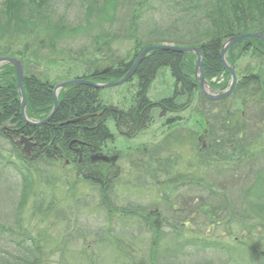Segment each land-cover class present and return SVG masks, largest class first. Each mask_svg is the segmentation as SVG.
<instances>
[{
    "label": "trees",
    "instance_id": "trees-1",
    "mask_svg": "<svg viewBox=\"0 0 264 264\" xmlns=\"http://www.w3.org/2000/svg\"><path fill=\"white\" fill-rule=\"evenodd\" d=\"M57 1L62 3L64 0ZM75 1H79L81 11L86 14L85 23L82 22L81 25L69 21L65 14L56 11V8L52 7L54 0H0V57L11 56L22 62L26 71L22 85L31 119H43L52 111L54 87L51 84V72L59 63L65 62L64 54L69 51L71 42L82 36H88L89 41L75 49L80 53L77 60L79 65L70 70L65 69L67 75H76L83 70L87 74L90 72L81 66V56L92 61L94 65L92 76L89 75L88 78L90 80L105 82L124 77L131 73L137 58L147 47L157 46L169 40L176 46H195L201 49L206 80L211 85L221 87L213 80L224 78L225 83L230 80L221 58L223 44L243 34H264V0H65L62 7L69 8L70 5H75ZM115 46L116 52H111ZM120 46H128L129 49L123 53L118 49ZM73 49L74 47L70 51ZM183 57L185 60L181 59L180 53L170 49L149 52L136 68L138 73L134 79H139V86L131 87L137 88V91L139 89L141 93L136 107L129 113L130 119L123 116L116 123L118 127L126 126L124 121L129 119L131 126L123 130L130 135L140 133L155 118L160 119L156 115L148 121V114L153 107L148 104L144 93L159 68L170 69L175 84L171 91L174 93L173 100L163 101V105L158 108H170L176 100V103L182 105L184 112L192 109L195 100L199 102L198 110L203 118L194 123L203 128L209 121L206 142L208 147L201 150V145L196 142L197 132L194 131L193 134L188 124L175 123L176 133H172L166 146L163 145L164 147L155 153L159 158L156 165L160 180L156 189L163 196L162 200L169 199V205L174 202L173 198L172 201L170 199L173 196V187L177 183L185 185V180L192 178L196 173L203 174L202 165H205V176L208 177L214 171L212 166H215L216 170L228 172L246 163L250 165V171L251 168L264 171L263 41L258 37L246 39L233 44L228 50L229 64L236 68L239 82L235 94L221 102L212 103L206 99L199 89L198 80H195L194 56ZM244 58H250L252 62L243 65ZM34 65L42 66L43 71H31L30 68ZM103 71L105 73H102ZM17 86L15 67L10 64L0 67V123L16 122L18 131L28 133L35 142L32 157L26 158L20 143L16 142L19 138L3 139L4 132L0 129V264H55L51 263L50 257L57 260L56 254L60 258V264H130L129 248L140 247H146L144 253L147 247L153 254L157 249L158 254L152 261L153 264H162L159 261L161 245L148 243V238L150 240L153 236L154 240L159 235L161 242L164 239L171 241V245L167 246L171 251L168 249L163 253L176 255L177 237L181 234L182 227L175 229L171 218H165L163 221L160 215L153 216L140 210L147 201L139 199L136 192L128 187L124 191L130 199L136 195V201L119 209L120 212L114 207L119 208L122 204L120 193L111 192V197L106 195L108 184L100 172L107 173L108 170L99 165L101 171L93 177L83 171L90 165L89 148L98 149L111 139L110 129L104 126L105 114L98 115L104 105L99 98V91L84 86L74 88L66 96L61 95L59 109L52 120L36 127L29 126L23 120ZM214 109L218 110V113L213 114ZM86 116L89 118L86 119ZM147 121L149 124L145 125ZM187 132L190 134L189 140L185 139ZM76 148L84 152V166L80 167V171L85 174L84 180L97 187L96 193L101 196L99 199L104 207L103 211L108 215L106 219L110 220L112 214L124 213L128 219L126 222L134 223L142 234L132 238L130 230L125 226L114 231L112 224L107 220V224L104 222L98 231V234L107 240L102 246L97 244L98 247L92 245V248H89L85 246V238L96 233L93 228L83 230L86 233L84 238L73 233L71 235L66 229L52 233L50 230H35L36 227L31 226V216L26 217L25 214V203L37 198L34 195L36 184L32 177L35 176L38 180H46L48 177L47 181L56 187L51 181H55L54 178L61 174L58 172V155L73 159L71 149ZM181 153L194 156L187 157ZM197 160V166H192L190 161ZM189 163L191 168L186 166ZM186 169L192 175L186 174ZM8 171L17 173L21 182H5V179L10 177ZM259 173L260 171L251 173V176L257 175L256 180L264 182ZM154 178L153 183L158 181ZM48 182H44L45 187L50 185ZM153 183L151 187L154 186ZM240 187L241 185L239 189L229 190L227 194L223 192V187L218 190L210 188V192L217 191L219 194L218 197L211 198V202L215 203V206H212V223L216 224L218 230L227 229L229 234H233L232 229L237 230L234 236L239 245H243L239 257L232 254L226 255L228 258L223 254L207 251L203 257L215 256L213 260H199L198 264H264V188L255 182L247 188ZM187 189L189 188L186 187L184 191ZM257 190L261 191V196H256L255 199L253 194ZM49 198L50 196L46 195L44 201L40 200L38 203L44 204ZM221 202L231 203L233 211L227 209L230 206L222 207ZM89 204L93 206L92 203ZM73 211L66 212L68 218L73 217ZM162 223H166V233L160 231ZM216 235L218 234H214L213 239L201 238L189 243L188 245L195 248L188 250L195 254L203 253L205 250L202 249L209 247L206 244L214 240L213 251L218 252L217 248L225 241ZM128 240L134 242L131 247L125 243ZM99 242L98 239L97 243ZM188 245L186 243V249ZM51 246L59 248V251H51ZM234 253L238 254V251ZM181 262L184 263L179 260V256H173L165 264H182Z\"/></svg>",
    "mask_w": 264,
    "mask_h": 264
},
{
    "label": "bare ground",
    "instance_id": "bare-ground-1",
    "mask_svg": "<svg viewBox=\"0 0 264 264\" xmlns=\"http://www.w3.org/2000/svg\"><path fill=\"white\" fill-rule=\"evenodd\" d=\"M186 48H189V47H186ZM194 49H199V48L194 46L192 48L186 49L185 52H182V51H176V52L181 54V59L183 60H185L183 55L187 57L193 55L195 61L197 62L198 59H197L196 54L193 52ZM201 55L203 56L202 53ZM251 61L252 60L250 59V62ZM64 70L65 69H62V71L60 72L61 74L57 75L55 82L52 81L51 83L52 86L54 87L53 89L54 101L55 100L60 101L61 95L66 96L70 94L74 90V88L84 87V86L91 87L94 90L96 89L97 91H99V94H98L99 98L101 102L104 103L103 110L100 111L98 115L105 114L104 115L106 118L104 121L105 127H108L109 129H114L115 128L114 126L117 125L116 123L118 122V120L120 121L123 116L125 117V119L130 117L129 113H131L132 110L136 107V103L138 102V96L141 94L139 89L137 91L136 90L137 88H131V87L139 86V83H138L139 79H136V78L134 79L135 74L138 73L136 72V69L134 70L135 73L132 74L131 76H130L131 73H127V75L124 77L116 78L111 81H105V82H99L100 80H97V79H95V81L88 79L90 78V76H92L91 72L87 74V72L83 70L76 75L69 74L70 75L69 76L67 75L66 72H64ZM105 71H103L102 73H105ZM204 76H205V73H204ZM197 77H198L197 71L195 70V80H197ZM152 78L153 79L149 81L150 83L144 91L148 104L149 103L152 104L151 107H153L150 109V112L148 114L149 115L148 121L150 120V117L158 115V117L160 118L161 117L166 118L167 121L169 122L168 124H172L177 121L176 116L182 114L183 112L182 110H184L182 105H179L178 103H176V100H174L172 102L174 104L170 108L161 109L158 107H160V105H163L162 102L165 100L166 101L173 100L172 97L174 96V93L171 91H173L175 82L172 83V81H167L168 79L166 76V71L162 68H159ZM109 82L114 83L116 87L113 89L111 87L100 88L104 86L105 83H109ZM123 87H125L126 89L128 88V89L124 90L122 89ZM113 90L115 94L113 93L112 95H110L109 93ZM158 95H160V97H157ZM193 107L195 106H192V108ZM178 112L179 113L181 112V113L177 114ZM49 114H51V112ZM88 118L89 117L86 116V119ZM129 119L124 121L126 126L122 125L120 126V128L121 127L129 128L131 126L129 124L130 122ZM148 121L145 123V125L149 124ZM16 127H17V124L16 122L13 123V121H6L4 124L0 123L1 132H4L2 138L12 139V138L29 137L28 133H23L22 131L21 132L18 131ZM87 167L89 168H86L83 171L86 175H90L92 172L90 171V165Z\"/></svg>",
    "mask_w": 264,
    "mask_h": 264
},
{
    "label": "rangeland",
    "instance_id": "rangeland-1",
    "mask_svg": "<svg viewBox=\"0 0 264 264\" xmlns=\"http://www.w3.org/2000/svg\"><path fill=\"white\" fill-rule=\"evenodd\" d=\"M65 1V0H64ZM64 1L62 2V3H64ZM62 3H53L52 4V7L53 6H56V11H58V12H61V13H63V14H65L66 15V17H67V19L69 20V21H73L74 23H78V24H80L81 25V23L82 22H84L85 23V19H86V14L84 13V12H82L81 11V7H80V4H79V1H78V3L75 1V5H70L69 6V8H67V6L66 7H62ZM54 8V7H53ZM65 10V11H64ZM94 30H96V28L95 29H93V31ZM96 32V31H95ZM89 37L88 36H82V37H80L79 39L77 38L75 41H70L71 42V47L70 48H68L69 49V51H70V49H72V47H74V49L72 50V51H67L65 54H64V58H65V62L63 63V62H61V67H60V71L62 70V69H69V67H72V65H79V62L77 61L78 60V55L80 54V53H78V52H76L77 50H75V49H78V47L80 48V47H82V45L85 43V44H87V41H89V39H88ZM72 43H73V45H72ZM158 45H160V46H164V47H168V46H173V47H182V46H176V44H174V42L173 43H171V41H163V42H161V44H157V46ZM153 47H157V46H155V45H152ZM151 46V48H153ZM115 47H117V46H115ZM182 48H185V47H182ZM189 48H192L191 46L189 47ZM189 48H187V49H189ZM118 49L120 50V51H122V52H124L125 50H127V49H129V47L128 46H120V47H118ZM75 50V51H74ZM252 62V61H251ZM248 63H250V59L249 58H244V60L242 61V64L243 65H246V64H248ZM80 64H81V66L83 67H85V68H87V69H93V67H94V65H93V63H92V61L90 62L89 61V59H84V58H82L81 56H80ZM58 67H59V65L57 66V68H55L57 71L59 70L58 69ZM30 70L31 71H34V72H41V71H43V68H42V66H40V67H38V66H32V68H30ZM45 70V69H44ZM168 73H170V75H171V71H169V70H166ZM55 71L53 70L52 72H51V74L52 73H54ZM122 89H126L125 87H123ZM115 94V92H114V90L113 91H111L109 94L110 95H112V94ZM195 102V104H194V106H195V110H198V105H197V102H196V100L194 101ZM262 108H263V106H262ZM213 112V114H216V113H218V110H213L212 111ZM222 114V113H221ZM183 115H184V121L185 122H187V120L189 119V120H191V119H193V113L190 111V110H186L185 112H183ZM194 117L197 119V115H194ZM165 120V118H162L161 117V119H158L157 121H159V122H161V121H164ZM14 123V122H13ZM250 171V170H249ZM248 170L246 171V172H249ZM258 171H260V176H261V178L263 179V181H264V171H262V170H258V169H256V168H251V173H256V172H258ZM8 175L10 176V178H12L13 177V174H11V172H9L8 173ZM229 175V174H228ZM239 176H241L240 174H238ZM247 176H249V178H246ZM257 176V175H256ZM256 176H250L248 173L245 175V173L244 172H242V177H245L246 178V180H245V182L243 181V182H239V183H241V187L240 188H247V187H249L250 186V184H252V183H256V184H258V186L259 187H262V188H264V182H258L257 180H256ZM253 177V178H252ZM231 178V176L229 175V177L228 178H225V179H223V180H221V182H225L226 183V185H227V183H228V179H230ZM231 180H233V179H231ZM262 181V180H261ZM239 183H233V184H231V186H232V190L233 189H239ZM260 184H262V185H260ZM81 191L82 192H85V190L82 188L81 189ZM121 194H123L122 192L120 193V195ZM253 198H255L256 199V196H261V191H259V190H257V191H255V194H253ZM74 194L72 193V192H69V195L66 197V200L64 201H62L60 204V206H58V211H62V212H64V213H66L67 212V210H68V208H71V207H73L72 205H75V203L73 202L74 201ZM83 200H85V203H88L89 202V198H90V195H84L83 196ZM254 199V200H255ZM76 202V201H75ZM90 214H87L86 213V215H85V217L87 218V219H85V220H81V218H80V224L81 225H83V226H85L84 224L85 223H87V222H89L90 220L88 219L90 216H89ZM65 216L66 215H58V216H56L59 220H58V222H57V224L58 223H60V222H62L63 221V219L65 218ZM55 217V218H56ZM55 218H53V219H55ZM92 220V219H91ZM46 226H47V224H46ZM56 226V225H55ZM79 225L78 224H74V227H78ZM51 228H53V227H50V229ZM53 229H55V230H58L57 228H53ZM164 233H166L165 232V230L163 231ZM185 234H183L181 237H183ZM162 247H161V250L162 249H164V248H167V246L171 243V241L169 240V239H164L162 242ZM171 245V244H170ZM149 246V245H148ZM140 250H142V251H144L145 249H146V247L145 248H142V247H140L139 248ZM53 251V250H52ZM147 251H148V247H147V250H146V254H147ZM189 252H192V251H189ZM143 253V252H142ZM148 255V254H147ZM55 257L56 258H58L57 260L55 259V258H53V257H50L51 259H50V261H51V263H55V264H60L59 263V261H60V258H59V256L56 254L55 255ZM213 257H215V256H211L210 258H207V257H203V256H199V257H195V256H183V254H181V260L184 262V263H182V264H194L195 262H199V260H204L205 262H207V260L209 259H212ZM179 259V260H180ZM213 260V259H212ZM134 263L135 264H144V261L143 260H141L140 259V257H139V255L136 253V251L134 252ZM211 264V263H210ZM214 264V263H213Z\"/></svg>",
    "mask_w": 264,
    "mask_h": 264
},
{
    "label": "water",
    "instance_id": "water-1",
    "mask_svg": "<svg viewBox=\"0 0 264 264\" xmlns=\"http://www.w3.org/2000/svg\"><path fill=\"white\" fill-rule=\"evenodd\" d=\"M253 36H256V37H259L263 43H264V35L263 34H260V33H257V34H253ZM247 36H243V37H233L229 42H227L225 45H223L222 47V52H221V58H223V61H224V65L226 68H228L227 64H226V57H225V53L226 51L232 46V44L238 42V41H241L243 40L244 38H246ZM173 50V51H182V52H185L187 48H177V47H172V46H168V47H164V46H157L156 48H147V51H145L138 59H137V62L134 66V69L131 71V74H134V70L137 68V66L142 62V60L145 58L146 54L148 51L150 50ZM193 52L196 54L197 56V65H196V69H197V72H199V77H200V87L201 89L204 91L205 95L207 96V98L211 101H214V100H219V99H222L224 98L225 96H229L230 94H232L234 92V87L236 85V82H237V78H236V75H235V72L231 69V68H228L230 71H231V74H232V79H233V84L231 86V90L227 93H225L223 96H215V95H210L208 94L207 91H205V80H204V69L202 68V64H203V58H202V55H201V49H194ZM10 62L11 64H13L14 67L17 68V78H18V88H20L22 90V92L24 93V88H22V81H23V67H22V64L20 61L14 59V58H0V63H8ZM112 86V84H106L100 88H106V87H110ZM26 104V99H24V102H23V105H22V110H23V115H24V106ZM54 111L53 113L45 120L43 121V123L41 124H35V123H30L29 121H27V123L32 126H42L43 124H46L48 123L49 121L52 120L54 114L56 113V111L58 110V105H57V102L55 103V106H54ZM21 143L25 144L24 146V151L27 152L28 154L30 153V150L31 148L33 147V144L30 143V141L26 138V137H22L21 140H20Z\"/></svg>",
    "mask_w": 264,
    "mask_h": 264
},
{
    "label": "flooded vegetation",
    "instance_id": "flooded-vegetation-1",
    "mask_svg": "<svg viewBox=\"0 0 264 264\" xmlns=\"http://www.w3.org/2000/svg\"><path fill=\"white\" fill-rule=\"evenodd\" d=\"M103 149V152H101V153H104V154H109V152H110V148L109 147H104V148H102ZM119 156V161H118V163H122V164H120L119 166H116L115 167V169H118V171L120 172V171H122L123 169H121V167H126L127 166V160L125 159V160H122V159H120L121 158V155H118ZM91 157L92 156H90V158H89V160H90V171H92L91 172V177H93L94 176V174L95 173H97V171L95 170V167H97V168H99V165H102V166H104L105 168H106V170H108L107 171V173H104V171H102V172H100L101 173V175H103L102 177L104 178V181H106L107 182V184H109V180H108V177H109V175H110V172L112 171V170H110V167L112 168V166H115V163H114V165L113 164H111V161H110V163L109 164H107V163H102V162H98V163H95V162H93V160L91 159ZM101 171V170H100ZM99 173V172H98ZM93 184V183H92ZM94 185V184H93ZM118 187H119V184H115V187L114 188H116V189H118ZM186 185L185 186H181V187H179V188H181V189H186ZM174 190L176 189H178L177 188V186L175 185L174 187ZM175 197H177V195L175 194ZM154 211H151V214L153 215L154 213H153ZM157 215H160V214H157ZM194 214L188 209V210H186V211H183V213H182V216L179 214V213H177L176 212V214H174V216H173V221H175V222H177V224H176V226L177 227H179V226H187L188 224H190V225H192V220L190 219V216H193ZM161 216V215H160ZM189 217L187 220V223H183L182 222V218L183 217ZM161 219H162V217H161Z\"/></svg>",
    "mask_w": 264,
    "mask_h": 264
}]
</instances>
